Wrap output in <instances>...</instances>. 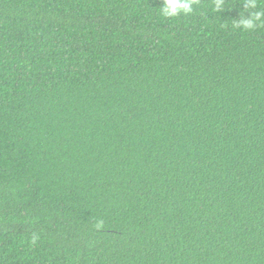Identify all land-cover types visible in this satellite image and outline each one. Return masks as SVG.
I'll return each instance as SVG.
<instances>
[{"label": "trees", "instance_id": "trees-1", "mask_svg": "<svg viewBox=\"0 0 264 264\" xmlns=\"http://www.w3.org/2000/svg\"><path fill=\"white\" fill-rule=\"evenodd\" d=\"M211 3L0 0V264H264V28Z\"/></svg>", "mask_w": 264, "mask_h": 264}, {"label": "clouds", "instance_id": "clouds-1", "mask_svg": "<svg viewBox=\"0 0 264 264\" xmlns=\"http://www.w3.org/2000/svg\"><path fill=\"white\" fill-rule=\"evenodd\" d=\"M200 3L201 0H162L161 6L157 8L163 18L176 19L193 15ZM240 3L243 8L239 11V18L232 19L231 27L248 32L264 28V0H240ZM211 7L215 13L221 15L227 9L226 0H212ZM97 227L102 228L103 222H98ZM39 239L37 234H33L31 243L36 245Z\"/></svg>", "mask_w": 264, "mask_h": 264}]
</instances>
